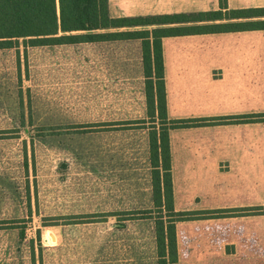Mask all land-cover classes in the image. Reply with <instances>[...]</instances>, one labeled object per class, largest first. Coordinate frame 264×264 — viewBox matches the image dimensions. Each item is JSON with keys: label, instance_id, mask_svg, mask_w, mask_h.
Instances as JSON below:
<instances>
[{"label": "rangeland", "instance_id": "rangeland-1", "mask_svg": "<svg viewBox=\"0 0 264 264\" xmlns=\"http://www.w3.org/2000/svg\"><path fill=\"white\" fill-rule=\"evenodd\" d=\"M141 55L0 48V264H158Z\"/></svg>", "mask_w": 264, "mask_h": 264}, {"label": "crops", "instance_id": "crops-1", "mask_svg": "<svg viewBox=\"0 0 264 264\" xmlns=\"http://www.w3.org/2000/svg\"><path fill=\"white\" fill-rule=\"evenodd\" d=\"M226 5L262 8L264 0ZM218 9L219 0H108L111 17ZM161 49L169 119L264 112V29L168 35ZM168 137L174 210L198 212L176 223L178 264H264V120L206 121Z\"/></svg>", "mask_w": 264, "mask_h": 264}, {"label": "trees", "instance_id": "trees-1", "mask_svg": "<svg viewBox=\"0 0 264 264\" xmlns=\"http://www.w3.org/2000/svg\"><path fill=\"white\" fill-rule=\"evenodd\" d=\"M220 9L179 14L111 17L108 0H0V48L22 42L29 45L94 42L139 38L145 77L146 100L153 118L159 120L149 130V148L154 207L164 205L154 217L158 264H178L175 222L198 212L175 211L172 193V166L168 132L172 128L203 123L262 121L264 112L207 119H169L166 114L161 38L168 35L243 29H264L262 8ZM244 21L215 22L218 19ZM147 29L123 27L150 26ZM104 30V31H98ZM162 200L164 204H162Z\"/></svg>", "mask_w": 264, "mask_h": 264}]
</instances>
